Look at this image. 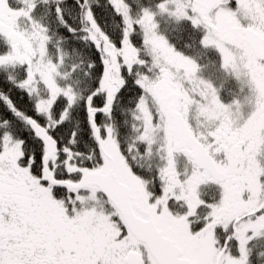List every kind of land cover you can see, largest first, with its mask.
Returning a JSON list of instances; mask_svg holds the SVG:
<instances>
[{
    "label": "snow or ice",
    "instance_id": "6c2138e0",
    "mask_svg": "<svg viewBox=\"0 0 264 264\" xmlns=\"http://www.w3.org/2000/svg\"><path fill=\"white\" fill-rule=\"evenodd\" d=\"M0 264H264V0H0Z\"/></svg>",
    "mask_w": 264,
    "mask_h": 264
}]
</instances>
